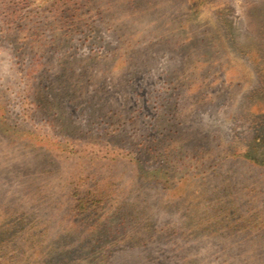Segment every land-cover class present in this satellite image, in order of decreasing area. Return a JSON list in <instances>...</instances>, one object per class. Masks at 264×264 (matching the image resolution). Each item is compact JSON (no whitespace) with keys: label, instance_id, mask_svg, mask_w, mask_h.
Segmentation results:
<instances>
[{"label":"rangeland","instance_id":"1","mask_svg":"<svg viewBox=\"0 0 264 264\" xmlns=\"http://www.w3.org/2000/svg\"><path fill=\"white\" fill-rule=\"evenodd\" d=\"M0 264H264V0H0Z\"/></svg>","mask_w":264,"mask_h":264}]
</instances>
